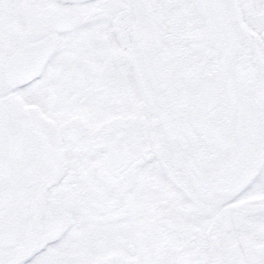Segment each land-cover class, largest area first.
<instances>
[{"label":"snow or ice","instance_id":"snow-or-ice-1","mask_svg":"<svg viewBox=\"0 0 264 264\" xmlns=\"http://www.w3.org/2000/svg\"><path fill=\"white\" fill-rule=\"evenodd\" d=\"M0 264H264V0H0Z\"/></svg>","mask_w":264,"mask_h":264}]
</instances>
